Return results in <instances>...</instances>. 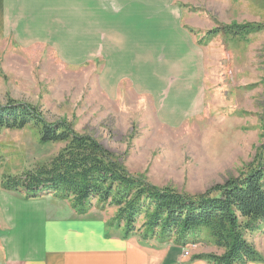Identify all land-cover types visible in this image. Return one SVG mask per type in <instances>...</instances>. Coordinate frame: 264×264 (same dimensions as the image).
I'll return each mask as SVG.
<instances>
[{
  "label": "rangeland",
  "instance_id": "1",
  "mask_svg": "<svg viewBox=\"0 0 264 264\" xmlns=\"http://www.w3.org/2000/svg\"><path fill=\"white\" fill-rule=\"evenodd\" d=\"M18 1L19 16H25L20 17L21 25L41 7L37 0ZM185 9V29L200 52L202 84L197 104L180 122L161 121L151 100L127 87L102 91L98 67L68 62L63 43L61 52L45 42L24 41L19 29H39L33 24L9 26L0 33V105L23 103L36 109L45 124H70L75 133L90 136L108 150L130 175L155 187L195 196L223 184L255 154L264 160V0H194ZM233 23L261 29L237 36L221 31ZM214 29L220 32L209 34ZM38 132L27 125L0 133V185L6 177L20 178L47 166L63 147L41 143ZM48 194L62 200L53 191L36 197ZM62 201L75 218L107 224L118 210L93 199L79 214L70 200ZM141 224L139 219L135 228ZM263 230L246 233V241L252 244ZM140 235L137 230L131 237L139 242ZM159 240L148 243L177 252L181 262L222 253L204 233L188 237L185 244Z\"/></svg>",
  "mask_w": 264,
  "mask_h": 264
},
{
  "label": "crops",
  "instance_id": "2",
  "mask_svg": "<svg viewBox=\"0 0 264 264\" xmlns=\"http://www.w3.org/2000/svg\"><path fill=\"white\" fill-rule=\"evenodd\" d=\"M190 2L37 0L39 13L20 25L19 1L0 0V33L38 26L19 34L60 51L63 43L68 62L98 67L102 91L127 87L151 100L161 121L176 124L201 93L200 52L185 29ZM48 195L26 200L0 185V264H209L181 262L177 252L123 238L103 220L75 218L66 201ZM252 244L262 260L248 264H264V230Z\"/></svg>",
  "mask_w": 264,
  "mask_h": 264
},
{
  "label": "trees",
  "instance_id": "3",
  "mask_svg": "<svg viewBox=\"0 0 264 264\" xmlns=\"http://www.w3.org/2000/svg\"><path fill=\"white\" fill-rule=\"evenodd\" d=\"M261 29L253 24L223 27L225 34H251ZM232 31V33H231ZM219 29L209 34L216 35ZM31 125L39 132L41 143H62L63 147L47 166L17 177H6L1 187L36 198L38 192L53 191L62 200H70L79 214L90 200L118 208L110 225L130 238L141 230L140 240L158 238L163 242L204 233L220 255H198L192 260L209 264H248L261 261L246 233L264 226V160L260 153L242 167L238 175L216 184L204 193L190 196L171 188H158L141 177L130 175L114 156L96 140L75 133L70 124L60 121L45 124L34 108L19 102L0 105V133L21 130ZM264 130V129H263ZM142 219L139 229L136 223ZM159 240V241H160Z\"/></svg>",
  "mask_w": 264,
  "mask_h": 264
}]
</instances>
